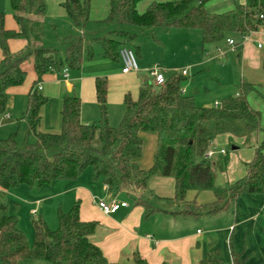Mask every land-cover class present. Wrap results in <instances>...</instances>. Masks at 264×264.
<instances>
[{
	"label": "trees",
	"instance_id": "obj_1",
	"mask_svg": "<svg viewBox=\"0 0 264 264\" xmlns=\"http://www.w3.org/2000/svg\"><path fill=\"white\" fill-rule=\"evenodd\" d=\"M142 0H108L105 19L95 22L98 28L109 29L107 37H95L84 30L91 25L90 0H63L70 25L80 32L65 36L59 45L44 43L43 0H9L16 30L5 29L4 14L0 12V118H4L9 101L8 91L21 86L26 78L23 68L30 63L35 76L26 95V104L17 128L23 124L24 136L17 134L0 139V264H26L42 261L46 264H109L101 251L91 243L97 223L82 221L79 204L69 210H58L57 229L50 231L40 220L33 222V243L28 244L15 216L2 204V191L21 186L42 187L55 181H76L86 170L93 180H100L111 198L125 192L145 190L154 177L172 178L174 194L166 202L180 205L175 212L183 217L214 216L232 209L241 195L264 196V129L261 116L248 103L257 86L242 82L238 92L220 101L218 107H199L191 96L181 91L183 76L171 73L165 82L155 86L144 78L133 97L123 98L124 113L116 127L107 122V82L98 78L94 83L95 99L100 111L97 123L80 122V100L64 96L60 110L58 134L41 133L40 110L47 99L39 90L48 74H60L64 69L78 70L91 60L92 45L99 55L110 62L119 61V50L129 48L137 59L139 37L155 40L158 31H189L200 39L202 52L230 38H241L258 31L264 24V0H244L234 4L231 11L208 14L206 0H180L151 3L141 14L137 4ZM10 40H22L26 46L12 54ZM129 46V47H128ZM41 88V87H40ZM156 137V150L150 168L142 169V134ZM261 133L252 161L246 165V175L225 187L214 185L215 166L204 158L211 142L221 135L247 139ZM33 138L34 142H29ZM209 191L214 201L207 205L186 203L188 192ZM145 210V217L159 210L151 202L133 198ZM229 238L228 264H245L236 253ZM133 264H147L138 253ZM199 264H224L207 257Z\"/></svg>",
	"mask_w": 264,
	"mask_h": 264
},
{
	"label": "crops",
	"instance_id": "obj_2",
	"mask_svg": "<svg viewBox=\"0 0 264 264\" xmlns=\"http://www.w3.org/2000/svg\"><path fill=\"white\" fill-rule=\"evenodd\" d=\"M62 1L53 0L51 6L46 2V11L42 20L43 25L47 16L58 17L67 22L66 14L60 7ZM172 1L180 0H142L137 4V12L139 14L143 13L151 3ZM90 3V21L93 25H96L95 22L101 21L107 16L108 0H90ZM236 3L242 4L244 0H206L204 8L208 14L217 15L231 11ZM50 12L51 14L47 15ZM68 24L70 25V23H65V26H68ZM9 27H11V24L8 23L5 29L16 30V28ZM69 28L68 31H77L71 25ZM181 32L189 33V31ZM45 35L44 27V43ZM230 40L234 44L229 46L225 42V45H222L226 46L224 50H221L223 47L220 45L206 47L205 51L202 52V57H206L203 58L205 61L202 62V65L205 66V71L209 73L210 77L217 81V88L223 92L227 91V95H236L238 85L242 82L257 86L259 95L251 93L248 96V103L250 100L251 103L256 105L257 108H254L249 103V106L254 110L261 109L262 117H264V103H260L262 96L264 97V24L258 31L250 33L244 42H241L240 38L236 42L234 38H230ZM198 44L200 46V42ZM25 46L26 43L22 40H10L8 42V48L12 54L18 53ZM211 48L219 52L215 57L210 55L212 53ZM96 55V59L93 57L91 60L84 61L78 70H67L66 79H63L61 73V77H59V74H48L43 78L40 84V93L46 97L47 102L40 110L38 130L41 133H59L60 110L64 96L75 95L79 98L81 103L79 118L82 124L97 123L100 119V111L95 99L94 83L98 78H104L107 82V122L111 127H116L119 124L124 113V95L129 93L133 97L136 96L142 79L147 78V69L143 64L137 62L139 73L122 74L120 60L110 62L101 57L99 51ZM227 55L234 57V62L238 68V73L236 72L237 74L231 80L232 88L222 84L223 78L217 75L218 66H216L215 60L222 57L226 59ZM23 68L26 74L28 71V76H31V81H33L35 76L31 64L25 63ZM162 69L165 77L177 70H185L187 75L184 78L187 83L181 84V91L184 95L190 96L189 88L192 87L193 83L190 71L197 68L190 64L185 67ZM19 87L8 91L9 101L6 112L15 110V115L11 113V120L8 117L9 122L12 121V118H15L16 123L21 118L26 104V95L31 84H25L23 88ZM23 98L25 103L22 104ZM194 102L197 106L205 108L220 103L217 100L202 105L198 104L196 100ZM2 119L5 120V118ZM12 129L13 127H11ZM141 136L144 144L139 166L142 169H148L153 162L156 137L146 133ZM231 138L228 135L217 136L211 142L209 148L214 150L217 144L232 142L233 140L238 145L232 147L234 149L232 150L234 152L232 157L227 161H223V164L218 165L215 160L213 161L215 168L218 169L221 175L218 179L214 177V185L217 187L231 185L246 175V165L252 161L254 150L263 139V136L261 133H257L250 135L247 139ZM240 147H246L247 149L241 151ZM239 151L241 154L236 155ZM214 153L213 157L226 155V153L221 155L220 151H214ZM51 184H56L57 189H60V192L57 193L61 198L59 209L62 211L69 210L77 202L79 204L80 219L97 223L90 241L101 251L109 264H133L132 256L134 253H138L147 264H199L207 257L228 264L230 261L228 242L231 236L233 250L241 254L245 264H264L263 195H241L236 199L231 210L214 216L183 217L175 214L180 209V205L166 202V199H171L174 194L173 179L154 177L150 180L145 191L149 192L151 197H156L164 208L158 206L159 203L157 204V202H151L159 210L145 217L144 208L135 204L133 199L132 202H129L125 198V196H128L127 193L122 192L111 198L105 192V186L101 181L93 180L91 173H86V171L76 181H55ZM2 192L4 196L9 191ZM134 194H138V191ZM135 198L143 201L148 199L143 198L141 194ZM111 199L117 202H126L128 207L121 208L110 215H103L97 208V201H109ZM213 201V194L209 191H190L185 198L186 203L195 202L197 205H207ZM35 203L38 205V202Z\"/></svg>",
	"mask_w": 264,
	"mask_h": 264
},
{
	"label": "rangeland",
	"instance_id": "obj_3",
	"mask_svg": "<svg viewBox=\"0 0 264 264\" xmlns=\"http://www.w3.org/2000/svg\"><path fill=\"white\" fill-rule=\"evenodd\" d=\"M44 4L46 2L48 5L51 6V2L53 0H43ZM49 10H51L49 8ZM0 12L4 14L5 17V26H8V23L11 24L9 28H16V24L13 19V14L11 12L9 0H0ZM51 12L47 15H50ZM65 20H61L58 17H51L47 16L44 19V27H45V44L48 46H56L59 45L61 40L70 34H74L73 31H68L70 29V25L65 26ZM67 25V24H66ZM92 26L88 27L85 30L86 34L95 36V37H107L109 29L105 27L98 28L95 25L91 24ZM155 40L151 38H143L139 37L136 45L139 47V55L137 57V62L143 64L146 67V73L149 69L154 66H158L160 68H178V67H185L192 64L197 69H193L190 71L191 77H193L192 87L189 88L190 96L193 100H196L198 104H210L213 100L222 101L223 99L229 97L227 95V91L223 92L217 88V81L212 79L208 72L205 71V66L202 65L206 57H202L203 53L200 49L198 42L200 39L198 35L194 32L189 33H182L177 31H169V32H162L158 31L155 35ZM235 42L238 38H234ZM240 42V41H239ZM220 46L225 45V42L219 43ZM94 52V59H96V54L99 51L96 45L91 46ZM129 47V46H128ZM221 50H224L222 46ZM131 48V47H129ZM212 55L215 57L219 52L215 49L211 48ZM17 52V51H16ZM204 58V59H203ZM208 59V58H207ZM216 66H218V76L223 78L222 84L225 86H229L232 88V77L238 73V68L234 62V57L232 55H227L220 59L215 60ZM200 66V67H199ZM237 72V73H236ZM59 77L61 75L59 74ZM34 81V80H33ZM31 76H28V71L26 74V78L24 83L19 87L23 88L25 84H32ZM31 82V83H30ZM187 83L185 79L182 81V85ZM190 85V84H189ZM229 89V88H228ZM206 91V92H205ZM25 103L24 98L22 99V104ZM249 103L251 101L249 100ZM260 103H264V97L262 96V100ZM254 108H257L256 105L251 103ZM261 110V109H260ZM258 110L261 116V129H264V117L261 114L262 111ZM11 113H14L15 110L10 112H6L4 116L10 117L11 120ZM19 118V117H18ZM17 118V119H18ZM15 118H12V121L9 122L5 119L3 120L2 117L0 118V139H6L11 134H17L18 141L23 140L24 136V126H19L17 128L15 123ZM11 127L13 129L11 130ZM148 134V133H146ZM152 135V134H150ZM153 136V135H152ZM231 139H236L232 137ZM29 142H34L33 138L29 139ZM261 142V141H260ZM233 146H238L234 140L228 141L227 143L217 144L215 149L212 150L213 152L224 151L226 153L225 156H214L212 161H216L218 165L223 164V161L229 160L232 155L233 151L231 148ZM241 151H246V147H240ZM245 149V150H244ZM241 152H237L236 155H240ZM214 177L218 179L220 177V173L218 169H214ZM86 173H90V170H86ZM52 185V186H49ZM47 186L32 187L28 188L26 186H21L15 190H11L7 192L2 197V204H4L7 208L9 214L16 217L18 221L19 229L25 234L28 244L31 245L33 243L34 237V228L33 222L40 220L50 231H54L57 229V213L60 208L61 198L60 195L57 193L60 192V189H57L55 186L56 184H49ZM125 194V192H123ZM142 195L143 198H148L147 201L153 202L158 204V206L164 208L161 202H158L156 197H151L149 192L147 191H138V194H134L132 192L129 193L128 196L125 198L132 202V199L135 197ZM151 197V198H150ZM103 201V200H99ZM97 201V203L99 202ZM35 202H38L36 205ZM34 208V209H33ZM35 215L32 214V212ZM62 211V210H61ZM67 211V210H66ZM63 211V212H66ZM31 213V214H30ZM258 235V234H257ZM26 264H46L42 261H31Z\"/></svg>",
	"mask_w": 264,
	"mask_h": 264
},
{
	"label": "built area",
	"instance_id": "obj_4",
	"mask_svg": "<svg viewBox=\"0 0 264 264\" xmlns=\"http://www.w3.org/2000/svg\"><path fill=\"white\" fill-rule=\"evenodd\" d=\"M247 36L241 37L240 38L241 42L246 41ZM226 43L229 46H232L234 44V42L230 39L227 40ZM119 59H120V62L122 64V70H121L122 74H131V73L137 74V73H139V69H138V65H137V59H136L135 54L133 53V51L131 49L121 48L119 50ZM174 73H178L183 77H185L187 75V72L185 70H177ZM61 74L63 76V79H66L67 78V69H64L61 72ZM147 78L150 79L151 82L155 86H160L165 82L164 71L162 68H160L158 66H154L147 71ZM40 89L41 88L39 86V90ZM214 107H218V104H215ZM4 118L8 119V116H5ZM214 154L215 153L209 149L204 154V158L211 159ZM220 154L223 155V154H225V152L220 151ZM105 192L107 193L106 187H105ZM127 207H128V204L126 202H117L113 199H111L109 201H99L97 203V208L99 209V211L103 215H110V214L115 213L116 211H118L121 208H127ZM32 214L34 215L35 213L32 212Z\"/></svg>",
	"mask_w": 264,
	"mask_h": 264
},
{
	"label": "water",
	"instance_id": "obj_5",
	"mask_svg": "<svg viewBox=\"0 0 264 264\" xmlns=\"http://www.w3.org/2000/svg\"><path fill=\"white\" fill-rule=\"evenodd\" d=\"M231 150H234L233 148Z\"/></svg>",
	"mask_w": 264,
	"mask_h": 264
}]
</instances>
